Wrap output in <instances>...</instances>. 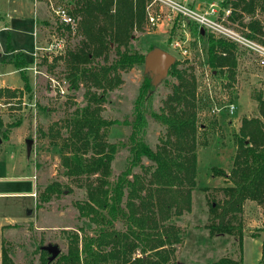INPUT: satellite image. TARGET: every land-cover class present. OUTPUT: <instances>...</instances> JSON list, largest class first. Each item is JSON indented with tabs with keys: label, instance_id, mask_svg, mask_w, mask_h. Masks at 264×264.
<instances>
[{
	"label": "trees",
	"instance_id": "trees-1",
	"mask_svg": "<svg viewBox=\"0 0 264 264\" xmlns=\"http://www.w3.org/2000/svg\"><path fill=\"white\" fill-rule=\"evenodd\" d=\"M145 1L71 2L70 13L79 18L76 30L79 28L82 39L62 57L71 87L76 89L80 84L85 87V104L75 107L66 116V134L62 137L59 153L64 175L86 190V198L75 203L79 215L96 223V228L93 235L83 234L81 238L73 233L67 253L58 254L52 263L47 259L46 263L181 264L173 260L175 246L182 241L181 230L171 218L190 211L192 190L197 184L199 125L194 75L187 68L179 67V61L175 60L168 74L177 81L158 110L152 108L155 85L146 72L134 100L131 118L118 121L104 118L100 113L104 92L120 82V71L144 63L145 54L129 51L126 47L132 30L143 26ZM222 5L230 8L227 17L230 22L237 21L246 28L242 32L244 35L264 45V19L255 17L258 11L264 18V0H228ZM244 13L249 15L245 22ZM61 25L69 30L68 25ZM175 29L176 24L171 32ZM198 34L203 39L212 72H222L226 68L227 76L232 77L237 66L238 44L209 31L199 30ZM112 43L115 44L114 58L100 63V58L106 60ZM59 57L61 55L54 57V61ZM12 63L19 71L23 88L30 90L24 72L30 60L19 51ZM2 92L14 94L7 87H0V96ZM149 117L165 127L155 148L145 141ZM19 123L17 120L8 127ZM115 123L129 126L130 132L125 139L110 142L106 138L107 129ZM1 134L6 136V130ZM122 148H127L130 153L129 165L113 175L111 161ZM143 158L150 161L149 165L143 163ZM136 166L143 171L134 172ZM212 170L224 176L227 182L218 189L222 196L208 201L205 227L210 236L227 234L236 237L240 255L238 258L221 256L203 264H243V204L250 199L264 207V97L259 100L257 116L241 119L235 133V152L229 171L219 167H212ZM61 192L60 182L52 181L44 187L43 199L49 200ZM116 221L125 228H115ZM257 235V232L250 234L252 237ZM137 251L139 255L134 256ZM1 264H16L6 247L1 249ZM258 264H264V235Z\"/></svg>",
	"mask_w": 264,
	"mask_h": 264
},
{
	"label": "rangeland",
	"instance_id": "rangeland-1",
	"mask_svg": "<svg viewBox=\"0 0 264 264\" xmlns=\"http://www.w3.org/2000/svg\"><path fill=\"white\" fill-rule=\"evenodd\" d=\"M73 0H0V87L14 91L13 95L2 92L0 96V264L1 249L6 247L16 264H51L56 257L47 262L51 253L47 246L59 249V254L67 253L72 234L93 235L96 223L87 217H81L75 205L76 201L86 198L85 187L64 175L60 161L59 146L66 132V116L77 106L85 104V87H71L66 77V66L62 55L67 49L75 48L82 39L79 28L74 32L64 28L54 14L55 7H63L70 13L69 4ZM184 4H195L202 0H177ZM225 2L226 0H217ZM147 0L145 1V5ZM10 16V18H9ZM141 29H133L127 43L129 51L146 54L153 47H161L175 56L178 66L187 68L196 82L197 110V177L192 190L191 209L181 215L173 216V222L181 230L182 241L176 244L173 260L181 264H203L221 256L238 258L240 247L236 237L222 234L210 236L205 224L208 217V201L219 199L222 193L219 187L227 180L215 174L212 167L229 171L235 152V133L242 117L258 115V103L264 97V80L257 75L259 68L256 57L247 47L238 45L237 66L232 77L228 70L212 72L207 63L203 39L199 34L189 31L185 40L180 29L171 32L170 23L163 22L157 28H149L146 20ZM76 17V15H75ZM12 18V19H11ZM77 18L76 27L79 26ZM8 21V23H7ZM37 25L38 42L46 45L62 40V46L49 52L48 56H39L37 72L26 68L30 90L23 88L19 71L13 70V59L18 48L31 58L33 50L32 30ZM230 24L240 33L246 30L237 21ZM3 26H8L3 28ZM243 34V33H242ZM183 40L188 52L182 55L179 48L173 46L174 39ZM254 40V39H253ZM256 41V40H255ZM260 43V42H259ZM9 44V46H8ZM124 49V46H121ZM61 55L54 61V57ZM115 55L112 43L106 60L110 62ZM46 57V59H42ZM9 64V65H8ZM31 64V61L29 65ZM256 64V65H255ZM144 64H136L120 71V82L104 92L105 99L100 113L104 118L122 120L131 118L134 100L144 81ZM177 80L167 74L155 84L152 91V108L158 110L172 90ZM57 82L64 89L57 90ZM21 83L20 86H18ZM101 92L100 89H95ZM91 89V90H92ZM233 100L236 104L234 114L228 115L222 110L216 115L210 112L214 103ZM22 101L28 104H22ZM19 120L16 126L9 123ZM6 130V136L1 134ZM130 132L127 125L115 123L107 129V140L116 142L125 139ZM165 127L148 118L145 141L155 148ZM26 139H31L27 149ZM130 153L127 148L120 149L111 161V172L118 174L129 165ZM143 163L150 161L143 158ZM133 171L140 173L143 168L136 166ZM22 172V173H21ZM22 174H31L28 179ZM35 181V183H34ZM52 181L61 184L62 192L49 200L43 199L44 187ZM35 184V187H34ZM29 194H14L29 192ZM31 209L28 213L27 210ZM243 235L257 232L264 235V207L254 200L247 199L242 210ZM115 228L124 229L120 221ZM242 252V250H241ZM139 255L138 251L133 254ZM244 264V263H243ZM245 264H249L248 262Z\"/></svg>",
	"mask_w": 264,
	"mask_h": 264
},
{
	"label": "built area",
	"instance_id": "built-area-1",
	"mask_svg": "<svg viewBox=\"0 0 264 264\" xmlns=\"http://www.w3.org/2000/svg\"><path fill=\"white\" fill-rule=\"evenodd\" d=\"M146 20L149 28H157L161 23H170V29L176 24V29H180L184 34L185 40H188L189 31L197 33L201 31H209L216 36L223 37L229 41L235 42L238 45L247 47L256 57L258 65H264V45L247 37L246 35L237 31L227 19L230 9L222 6L216 1L207 3L204 6H195L184 4L177 0H147L145 5ZM54 14L57 16L60 23L68 25L72 32L76 29L77 18L74 17L69 11L63 7H55ZM194 29H191L190 27ZM3 28H6L3 26ZM176 36H173L171 41ZM183 40L178 41L174 39L173 46L179 48L182 55H186L188 52L187 47L182 44ZM62 46V40L60 39L56 43H50L48 45L34 43L33 50L31 52V64L26 68L32 69L34 73L37 72V61L41 56H48L49 52L56 50ZM57 90L59 94L64 93V89L57 82ZM22 104H28V102L22 101ZM236 104L233 100H227L224 103H214L211 105L210 112L213 115L225 110L228 115L234 114Z\"/></svg>",
	"mask_w": 264,
	"mask_h": 264
},
{
	"label": "crops",
	"instance_id": "crops-1",
	"mask_svg": "<svg viewBox=\"0 0 264 264\" xmlns=\"http://www.w3.org/2000/svg\"><path fill=\"white\" fill-rule=\"evenodd\" d=\"M212 1L218 2L217 0H202V1L197 2L195 4H192V5H195V6H204L207 3L212 2ZM226 1H228V0H226ZM218 3L222 5V2H218ZM72 6H73V4L70 3L69 4V8H72ZM227 8H229V6H227ZM243 17H244L243 18V21L244 22L249 19V15L246 14V13H244V16ZM255 17L260 18L261 20L264 19L263 16L258 11H256ZM9 18H10V16H9ZM262 22L264 23V20ZM7 23H8V21H7ZM34 26L35 27L32 30V35L34 36L33 46H34V43L37 42V40H38V38H37V25H36V23H35ZM5 27H8V26H5ZM39 43H42V42H39ZM17 49L18 48H13L12 51L13 52H19L20 51V52L24 53L23 51L17 50ZM24 56L26 57L25 53H24ZM29 60L32 61V59H29ZM256 66L260 67L259 68V72L257 73V75L259 77H261L260 80L262 81V80H264V65H258L257 64ZM12 69L13 70H17L15 68H12ZM21 83H22V80H21ZM21 83H18L19 84L18 86H20ZM21 87H22V85H21ZM22 175H24L25 177H28V179L30 178V179H33L34 180V178H33V176L31 174H22ZM34 183H35V181H34ZM34 187H35V184H34ZM33 190L34 189H31L29 192L26 190L25 192H17V193H14V194H29L30 196H32ZM261 244H262V238H261V236H254V237H252L250 235H243L241 256H242V261H243L244 264L247 263V262L249 264H258L259 259H260V256H261Z\"/></svg>",
	"mask_w": 264,
	"mask_h": 264
},
{
	"label": "water",
	"instance_id": "water-1",
	"mask_svg": "<svg viewBox=\"0 0 264 264\" xmlns=\"http://www.w3.org/2000/svg\"><path fill=\"white\" fill-rule=\"evenodd\" d=\"M175 61V56L169 51L161 47H153L144 56V66L146 72L151 77L152 83L155 85L159 80L167 76L168 70ZM2 138L0 137V144ZM31 139H26L27 149L30 148ZM28 213L31 209L27 210ZM46 250L51 253L49 260H53L58 254L59 249L54 246H47Z\"/></svg>",
	"mask_w": 264,
	"mask_h": 264
}]
</instances>
